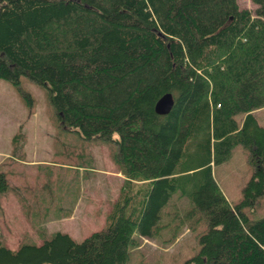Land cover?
<instances>
[{
    "label": "trees",
    "instance_id": "1",
    "mask_svg": "<svg viewBox=\"0 0 264 264\" xmlns=\"http://www.w3.org/2000/svg\"><path fill=\"white\" fill-rule=\"evenodd\" d=\"M252 1L255 11L238 0H0V77L44 85L64 128L116 144L126 177L102 229L0 243V264H126L168 215L206 220L184 264H264V217L249 215L264 197L253 112L264 107V0ZM168 92L175 104L159 114ZM238 145L253 174L232 204L213 165ZM9 188L1 171L0 193Z\"/></svg>",
    "mask_w": 264,
    "mask_h": 264
},
{
    "label": "rangeland",
    "instance_id": "2",
    "mask_svg": "<svg viewBox=\"0 0 264 264\" xmlns=\"http://www.w3.org/2000/svg\"><path fill=\"white\" fill-rule=\"evenodd\" d=\"M238 1L253 11L257 8L252 0ZM253 112L264 126V107ZM243 118L238 116L240 122ZM116 152L113 141L84 140L64 128L44 85L25 75L20 85L0 77V172L10 184L0 193V243L13 249L41 243L44 230L45 236L62 230L80 241L102 229L126 178ZM252 174L249 150L242 145L213 165V176L232 204L242 199ZM179 204L191 210L187 201ZM35 206L39 216H34ZM249 215L264 217V197ZM173 217L165 216L167 225L155 236H138L126 264H184L197 253L206 220L194 215L171 221ZM192 219L197 220L194 229Z\"/></svg>",
    "mask_w": 264,
    "mask_h": 264
},
{
    "label": "water",
    "instance_id": "3",
    "mask_svg": "<svg viewBox=\"0 0 264 264\" xmlns=\"http://www.w3.org/2000/svg\"><path fill=\"white\" fill-rule=\"evenodd\" d=\"M175 104L173 93L168 92L164 94L156 103L155 110L159 114H167L171 111Z\"/></svg>",
    "mask_w": 264,
    "mask_h": 264
},
{
    "label": "crops",
    "instance_id": "4",
    "mask_svg": "<svg viewBox=\"0 0 264 264\" xmlns=\"http://www.w3.org/2000/svg\"><path fill=\"white\" fill-rule=\"evenodd\" d=\"M6 156H7V154H6Z\"/></svg>",
    "mask_w": 264,
    "mask_h": 264
}]
</instances>
